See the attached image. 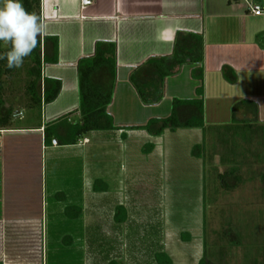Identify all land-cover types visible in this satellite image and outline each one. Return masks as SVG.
<instances>
[{
  "label": "crops",
  "instance_id": "crops-1",
  "mask_svg": "<svg viewBox=\"0 0 264 264\" xmlns=\"http://www.w3.org/2000/svg\"><path fill=\"white\" fill-rule=\"evenodd\" d=\"M40 1L47 29L39 38L56 37L60 42L58 64L44 65L42 77L60 80L62 92L42 108L16 101L8 109L9 125L0 127V264H45L48 208L56 217L58 242L82 240L88 257L91 244L106 243L109 249L100 264H157L159 253L167 254L173 264H200L206 250L205 165L201 158L195 160L201 190L196 203L189 205L192 221L185 204L172 206V194H186L187 188H172V176L168 169L162 175V167L181 152L193 157V148L206 140L209 117L215 130L232 125L237 105L238 121L264 127V15L248 12V2L264 7V0H92L86 9L82 0ZM179 32L204 39L206 130H167L153 137L139 128L152 119L168 118L174 99H198L201 82L194 71L201 65H184L169 77L165 97L155 106L142 103L130 77L150 59L172 57ZM99 42L115 43L117 48L108 112L118 129L92 132L77 145L62 146L58 139L57 147L46 144L45 125L79 109L78 65L94 57ZM7 47L0 42V52ZM224 68L232 70L230 78L236 74L235 85L225 80ZM28 110L40 112L41 123L16 126ZM81 119L77 114L68 122ZM151 145L152 152H145ZM96 149H102L100 156L94 154ZM48 159L57 168L50 187L44 174ZM139 165L148 167L147 172ZM97 181L104 183V190H95ZM148 194L156 196L154 201L140 203L139 196ZM70 208L82 214L72 219L66 214ZM119 208L125 212L124 222L116 220ZM148 211L152 217L145 223ZM125 216L122 212L120 219Z\"/></svg>",
  "mask_w": 264,
  "mask_h": 264
},
{
  "label": "rangeland",
  "instance_id": "rangeland-1",
  "mask_svg": "<svg viewBox=\"0 0 264 264\" xmlns=\"http://www.w3.org/2000/svg\"><path fill=\"white\" fill-rule=\"evenodd\" d=\"M33 67L31 61L27 59L22 67L17 68L11 75L3 77L2 96L6 104L5 110L13 108L16 101H20L23 105L26 102L31 103L28 88L35 80L31 73ZM17 97L19 98L16 99ZM238 109L239 105L237 109H233V113H236ZM226 119H230V116ZM41 121L40 112L28 110L24 119L16 122L15 125L33 126ZM212 121L209 117L210 128L206 130L201 159L194 157L193 153L192 157L186 152H181L178 159L163 164L162 175L167 172V169L169 170L172 176V188L185 187L188 190L186 194H172V206L181 205L182 207L185 204L187 219L192 221L194 211L189 205L196 203V194L201 190L197 186L198 174L195 160H202L205 165V193L204 190L202 193L205 195L207 260L212 264H264V133L257 130L244 135L232 128V125L215 130L212 127ZM101 153L102 149H96L94 152L96 157ZM53 165L54 163L49 159L44 164L46 167L44 174L47 175L49 187L50 182L54 181L53 176L57 170ZM141 167L147 172L148 167L145 165ZM135 171L129 169L132 175L136 174ZM231 173L239 178V181L235 187L225 188L222 185L221 176ZM44 181L46 182V179ZM188 187L192 189L190 194L191 189ZM134 188L136 187L130 188L132 196ZM155 197L152 194L140 195L139 200L144 204L145 199L154 201ZM47 212L50 224L46 226L45 264H100L105 261L103 256L109 248L104 241L95 244L94 247L91 244L90 257L85 253L84 247H87V244L82 240L81 242L73 240L72 244H69V240L63 244L58 242L59 234L55 225L53 226L56 217L50 216V208ZM144 215L145 223H149L152 214L148 211ZM99 229L101 230V227L98 226ZM80 231L85 233L86 229L81 227ZM94 257L97 258V262L93 260Z\"/></svg>",
  "mask_w": 264,
  "mask_h": 264
},
{
  "label": "trees",
  "instance_id": "trees-1",
  "mask_svg": "<svg viewBox=\"0 0 264 264\" xmlns=\"http://www.w3.org/2000/svg\"><path fill=\"white\" fill-rule=\"evenodd\" d=\"M28 12H35L40 16V0H20ZM60 42L56 37L45 36L43 41L39 38L38 47L25 60H30L33 64L31 71L35 80L28 88L31 107L42 108L44 105L54 103L62 92V82L46 78L43 81L42 72L44 65H55L59 62ZM9 50V46L6 52ZM116 44L99 42L96 46L94 57L81 60L78 65V86L80 94V107L53 122L45 125V142L50 144L53 139H58L62 146L77 145L86 135L96 131L117 130L114 126L113 117L109 114L108 108L113 101L114 88L116 82ZM1 53V52H0ZM204 39L196 34H186L179 32L175 40V51L172 57L153 58L135 71L130 82L135 87L138 95L145 105L155 106L160 104L165 97V82L169 77L177 75L184 65L198 64L201 67L194 71V77L201 82L197 89L198 99L195 100H173L172 113L165 119H152L145 126L139 129L147 131L153 137L161 136L165 131L175 132L180 129H203L206 130L205 122V101H204ZM17 68L8 69L6 60H0V95L2 90V79L6 75H11ZM229 68L223 69L225 80L231 85L238 81L236 74L232 72L231 78ZM44 82V89L42 84ZM238 105L234 108L237 109ZM81 116V123L70 124L68 121L74 115ZM12 113L5 110V101L0 97V127L9 125ZM232 128L239 130L242 134H250L257 130L264 133V127H257L255 124L245 121H238L236 114H233ZM204 145L193 148L194 157H203L202 149ZM153 146H148L144 151L152 152ZM222 185L225 188L236 186L239 178L233 174L221 176ZM232 181V182H231ZM231 182V184H229ZM104 185L97 181L96 191L104 190L98 185ZM77 211V214L75 213ZM125 212L119 208L116 220L124 222L126 216L120 219V214ZM67 216L77 219L82 212L70 208L66 212ZM206 230V222H205ZM236 238V237H235ZM157 264H173L172 260L165 253L156 255ZM110 264H119L111 262ZM200 264H212L205 256Z\"/></svg>",
  "mask_w": 264,
  "mask_h": 264
},
{
  "label": "clouds",
  "instance_id": "clouds-1",
  "mask_svg": "<svg viewBox=\"0 0 264 264\" xmlns=\"http://www.w3.org/2000/svg\"><path fill=\"white\" fill-rule=\"evenodd\" d=\"M47 25L35 12H28L20 0H2L0 4V42L9 50L0 54L8 69L20 68L39 44Z\"/></svg>",
  "mask_w": 264,
  "mask_h": 264
},
{
  "label": "built area",
  "instance_id": "built-area-1",
  "mask_svg": "<svg viewBox=\"0 0 264 264\" xmlns=\"http://www.w3.org/2000/svg\"><path fill=\"white\" fill-rule=\"evenodd\" d=\"M92 4H93L92 0H82L83 9H86ZM248 12L251 13L255 17H261L264 15V7L248 2ZM58 145L59 143L56 139L52 140V146L57 147Z\"/></svg>",
  "mask_w": 264,
  "mask_h": 264
}]
</instances>
